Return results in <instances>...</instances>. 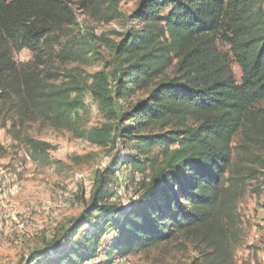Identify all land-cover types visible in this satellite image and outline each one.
<instances>
[{
  "label": "trees",
  "instance_id": "1",
  "mask_svg": "<svg viewBox=\"0 0 264 264\" xmlns=\"http://www.w3.org/2000/svg\"><path fill=\"white\" fill-rule=\"evenodd\" d=\"M262 2L140 1L121 41L111 42L113 71L93 74L88 89L108 122L86 135L115 153L96 171L78 218L26 264H89L102 252L97 264H114L179 236L198 253L191 264H235L230 241L240 223V190L264 169ZM114 18L107 12V21ZM77 25L63 0H0V99L17 98V112L61 125L86 110V89L46 85L32 67L55 55L90 62L89 43L69 38L68 27ZM24 50L34 56L27 69L13 58ZM238 133L242 142L233 146ZM30 146L43 157L50 148L34 140ZM125 167L142 179L122 205L110 200ZM260 190L264 196V181Z\"/></svg>",
  "mask_w": 264,
  "mask_h": 264
},
{
  "label": "rangeland",
  "instance_id": "2",
  "mask_svg": "<svg viewBox=\"0 0 264 264\" xmlns=\"http://www.w3.org/2000/svg\"><path fill=\"white\" fill-rule=\"evenodd\" d=\"M141 0H63L74 11L78 25L68 27L69 38L86 42L92 60H63L56 55L44 64H35L46 85L74 86L86 89V110H79L67 124H57L38 112H17L19 99H0V264H26L31 253L51 242L78 218L83 210L81 198L90 199L97 170L105 168L115 151L90 143L86 133L108 121L92 100L91 76L100 71L112 72L114 61L111 42H119L130 27L127 19ZM264 10V0L262 2ZM107 12L115 18L106 20ZM226 49V48H225ZM17 65L30 68L34 56L28 50L13 53ZM234 75L241 80V69L232 63ZM75 98V95H72ZM264 107V104L262 105ZM50 144L46 156L34 153L30 141ZM240 133L233 146H240ZM121 153H124L120 144ZM150 175V171L146 172ZM142 179L131 167L116 175L111 202L126 205L136 197L137 182ZM264 169L257 179L241 188L238 199L240 223L230 245L235 264H264V196L260 185ZM112 231L104 237L110 243ZM198 257L194 246L183 237L118 258L114 264H191ZM105 260L104 253L89 264Z\"/></svg>",
  "mask_w": 264,
  "mask_h": 264
}]
</instances>
